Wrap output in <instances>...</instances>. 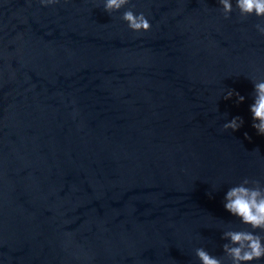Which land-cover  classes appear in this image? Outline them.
Segmentation results:
<instances>
[{
  "label": "water",
  "instance_id": "water-1",
  "mask_svg": "<svg viewBox=\"0 0 264 264\" xmlns=\"http://www.w3.org/2000/svg\"><path fill=\"white\" fill-rule=\"evenodd\" d=\"M232 6L0 0V264H231L227 192L264 193V19Z\"/></svg>",
  "mask_w": 264,
  "mask_h": 264
},
{
  "label": "clouds",
  "instance_id": "clouds-1",
  "mask_svg": "<svg viewBox=\"0 0 264 264\" xmlns=\"http://www.w3.org/2000/svg\"><path fill=\"white\" fill-rule=\"evenodd\" d=\"M42 6H49L58 3V0H39ZM129 0H104V11L108 14L120 11ZM224 17L229 18L233 12L232 0H219ZM236 9L241 18L255 15L257 18L264 19V0H236ZM121 19L127 23L133 32H147L151 25L143 13L134 14L133 10L128 9L123 12ZM256 30L264 35V24L255 25ZM255 100L250 106L253 124L252 127L260 136H264V80L253 81ZM236 95L239 103L244 102V97L229 91L224 97L226 100ZM243 125L240 117L233 118L225 123V131L233 132L239 130ZM247 137V133H245ZM249 180L245 179L240 186L231 188L225 197L227 203L224 207L227 212L238 218L242 224L249 226L252 231L239 230L228 231L225 238L231 241V246L224 245L225 254L230 257L231 264H252L253 261L264 259V243L260 235L254 234L256 230L264 232V193L261 192L259 184L249 188ZM196 255L202 264H222L218 258H213L205 250L197 249Z\"/></svg>",
  "mask_w": 264,
  "mask_h": 264
}]
</instances>
